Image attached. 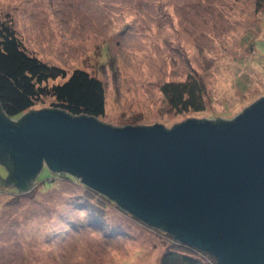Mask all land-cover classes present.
<instances>
[{
    "label": "rangeland",
    "instance_id": "1",
    "mask_svg": "<svg viewBox=\"0 0 264 264\" xmlns=\"http://www.w3.org/2000/svg\"><path fill=\"white\" fill-rule=\"evenodd\" d=\"M258 2L0 0V20L10 19L27 50L44 62L103 82L99 121L170 128L191 117L229 119L264 95V5ZM192 76L202 82L203 108L173 110L163 84ZM51 102L45 98L31 109ZM6 173L0 164V264L161 263L169 241L157 227L115 206H82L85 189L62 176L48 190L13 201Z\"/></svg>",
    "mask_w": 264,
    "mask_h": 264
},
{
    "label": "water",
    "instance_id": "2",
    "mask_svg": "<svg viewBox=\"0 0 264 264\" xmlns=\"http://www.w3.org/2000/svg\"><path fill=\"white\" fill-rule=\"evenodd\" d=\"M50 107L29 109L16 126L0 120V154L12 156L19 182L44 167L67 171L218 264H264V95L229 119L170 128Z\"/></svg>",
    "mask_w": 264,
    "mask_h": 264
},
{
    "label": "trees",
    "instance_id": "3",
    "mask_svg": "<svg viewBox=\"0 0 264 264\" xmlns=\"http://www.w3.org/2000/svg\"><path fill=\"white\" fill-rule=\"evenodd\" d=\"M264 5L259 0L258 5ZM62 78L60 82H49ZM163 94L168 104L175 111L200 110L203 108L202 82L195 76L184 82H166L162 86ZM45 98L51 99L52 107L70 115H85L99 118L105 112V90L103 82L87 71L75 68L69 75L58 66L48 64L27 50L10 19L0 20V120L12 126L24 121L36 103ZM0 164L7 174L3 184H9L10 198H31L39 188L48 190L59 177H64L72 183L77 182L85 189L82 206L111 205L122 210L123 215L131 217L135 222L143 223L131 213L123 210L117 203L88 186L84 185L76 175L67 171L52 172L46 167L50 176L40 178L35 176L33 186L27 182H19L16 178L12 156L5 152L0 154ZM38 189H36V187ZM9 188V187H8ZM42 190V191H43ZM41 191V192H42ZM13 194V196H11ZM96 198V199H95ZM14 199H12L14 201ZM95 199L96 202L90 200ZM85 203V204H84ZM95 212L94 210H92ZM104 224V223H103ZM143 225L150 227L143 223ZM161 236L168 239L167 250L162 255L160 264H218L209 253L202 252L192 246L184 244L165 230L161 224ZM154 228V227H153ZM165 243V241H164Z\"/></svg>",
    "mask_w": 264,
    "mask_h": 264
},
{
    "label": "bare ground",
    "instance_id": "4",
    "mask_svg": "<svg viewBox=\"0 0 264 264\" xmlns=\"http://www.w3.org/2000/svg\"><path fill=\"white\" fill-rule=\"evenodd\" d=\"M100 213V212H99ZM100 228V227H99ZM39 231V230H38ZM36 233V232H35Z\"/></svg>",
    "mask_w": 264,
    "mask_h": 264
}]
</instances>
